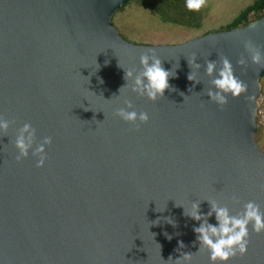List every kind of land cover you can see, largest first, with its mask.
<instances>
[{"label":"water","instance_id":"obj_1","mask_svg":"<svg viewBox=\"0 0 264 264\" xmlns=\"http://www.w3.org/2000/svg\"><path fill=\"white\" fill-rule=\"evenodd\" d=\"M129 1L0 0V117L10 122L0 132V264H175L183 253L211 264L193 231L202 221L185 215L192 203L205 217L209 202L233 215L250 201L264 210V62L247 47L264 54V17L182 43L139 44L113 22ZM153 53L175 72L156 101L124 87V69L141 71L140 57ZM225 57L247 91L221 105L208 96L206 66L219 70ZM126 100L149 121L120 119ZM26 123L36 144L52 138L42 168L31 151L16 160ZM207 220L217 225L214 214ZM249 231L247 255L228 264H264V234Z\"/></svg>","mask_w":264,"mask_h":264},{"label":"clouds","instance_id":"obj_2","mask_svg":"<svg viewBox=\"0 0 264 264\" xmlns=\"http://www.w3.org/2000/svg\"><path fill=\"white\" fill-rule=\"evenodd\" d=\"M205 4V0H184V7L192 12L199 11ZM251 53L252 62L260 64L264 62V54L247 46ZM241 64L244 61H240ZM142 70L136 72L133 69L125 70L124 79L126 86L131 84V91L141 96H146L149 100L156 101L158 97H163L166 89L170 88L169 79L175 76V72L165 70L162 61L153 53L145 54L140 57ZM189 66L193 65L199 68L200 65L196 60L188 61ZM223 66L217 70L216 62H207L206 71L209 76H214L211 83L215 90H210L208 96L211 100L218 104L227 102L228 94L234 98L239 97L247 91L246 85L239 80L233 71L231 62L225 57L222 61ZM190 81H194V74L191 72L188 76ZM122 87V88H124ZM121 88V89H122ZM120 89V91H121ZM124 107L116 110V115L127 123H131L139 127L140 124L149 121L147 112H137L133 109L131 101L126 100ZM10 122L0 117V132H7ZM36 145L35 148L33 147ZM52 144L51 137H45L42 142L36 144V129L31 124H24L15 139V147L18 150L16 160L19 162L22 158H27L31 154L38 157L37 167H44L47 160L46 146ZM209 202V201H208ZM211 210L207 213V217L215 215L217 225L210 224L207 217L201 214L200 203L194 202L191 205V211H185V215L195 221H202L199 227H194L193 231L197 234V240L201 247H206L210 253L209 259L211 264H228V262L236 257L245 256L248 253L250 244V231L257 235L264 234V210L254 203L248 202L244 204L243 211L237 215H233L230 209L220 206L217 203L209 202ZM171 239V237H168ZM179 247L183 248V242H179ZM169 259H172L171 257ZM192 253H183L179 258L175 259V264H190Z\"/></svg>","mask_w":264,"mask_h":264},{"label":"rangeland","instance_id":"obj_3","mask_svg":"<svg viewBox=\"0 0 264 264\" xmlns=\"http://www.w3.org/2000/svg\"><path fill=\"white\" fill-rule=\"evenodd\" d=\"M253 0H205L202 7L203 21L199 28H187L165 23L157 14H152L137 1L130 0L127 5L115 12L114 25L122 36L139 44L182 43L208 32L225 28L238 12ZM264 93V76L261 78ZM256 140L264 152V125L256 133Z\"/></svg>","mask_w":264,"mask_h":264},{"label":"trees","instance_id":"obj_4","mask_svg":"<svg viewBox=\"0 0 264 264\" xmlns=\"http://www.w3.org/2000/svg\"><path fill=\"white\" fill-rule=\"evenodd\" d=\"M148 9L152 14H157L163 22L174 25L199 28L203 20L202 8L199 11H188L184 7V0H134ZM127 4L122 6L124 8ZM264 17V0H254L234 18V20L221 30L244 27L254 20Z\"/></svg>","mask_w":264,"mask_h":264},{"label":"built area","instance_id":"obj_5","mask_svg":"<svg viewBox=\"0 0 264 264\" xmlns=\"http://www.w3.org/2000/svg\"><path fill=\"white\" fill-rule=\"evenodd\" d=\"M256 121L258 126L264 125V93L262 92L258 98V109L256 114Z\"/></svg>","mask_w":264,"mask_h":264},{"label":"crops","instance_id":"obj_6","mask_svg":"<svg viewBox=\"0 0 264 264\" xmlns=\"http://www.w3.org/2000/svg\"><path fill=\"white\" fill-rule=\"evenodd\" d=\"M240 1H245V0H240ZM253 1H254V0H253ZM252 3H253V2H252ZM250 4H251V3H249V4L247 3V5H245V7L248 6V5H250ZM245 7H243V9H244ZM241 10H242V9H241ZM241 10H240V11H241ZM240 11L238 12V14L240 13ZM238 14H237V15H238ZM237 15H236V16H237ZM236 16H235V17H236ZM235 17H234V18H235ZM234 18L232 19V21L234 20ZM202 21H203V20H202ZM232 21H231V22H232ZM231 22H230V23H231ZM230 23H229V24H230ZM229 24H228V25H229ZM201 25H202V22H201Z\"/></svg>","mask_w":264,"mask_h":264}]
</instances>
